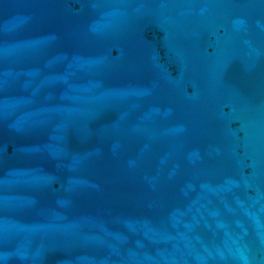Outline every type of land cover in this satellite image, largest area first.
<instances>
[{"label": "water", "instance_id": "95a60500", "mask_svg": "<svg viewBox=\"0 0 264 264\" xmlns=\"http://www.w3.org/2000/svg\"><path fill=\"white\" fill-rule=\"evenodd\" d=\"M0 264H264V0H0Z\"/></svg>", "mask_w": 264, "mask_h": 264}]
</instances>
